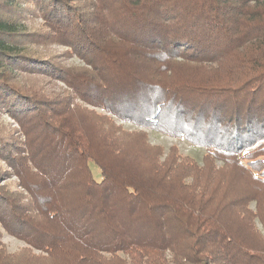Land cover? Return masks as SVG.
Here are the masks:
<instances>
[{"label": "trees", "instance_id": "16d2710c", "mask_svg": "<svg viewBox=\"0 0 264 264\" xmlns=\"http://www.w3.org/2000/svg\"><path fill=\"white\" fill-rule=\"evenodd\" d=\"M82 1L0 0V114L20 129L18 135L0 130V159L9 168L0 181L12 174L22 190L0 185V225L42 253L11 254L0 244V264H106L118 252L131 264H264V240L244 244L216 226L214 216L203 219L200 205L149 199L135 184L110 176L80 145L71 119L81 112L78 98L122 122L205 145L206 166L227 155L246 180L264 188V0ZM26 15L40 17L44 34L24 26ZM38 37L58 41L90 69L61 72L29 48ZM173 63L229 67L235 76L202 87L156 80L178 66ZM19 73L60 79L71 94L45 100L17 82ZM177 165L204 168L187 159ZM152 167L164 182L173 181L161 166ZM195 186H187L195 198L206 196L207 186ZM248 201L258 209L255 197L227 204L241 209ZM236 217L256 232L251 214L237 210Z\"/></svg>", "mask_w": 264, "mask_h": 264}, {"label": "rangeland", "instance_id": "374dc122", "mask_svg": "<svg viewBox=\"0 0 264 264\" xmlns=\"http://www.w3.org/2000/svg\"><path fill=\"white\" fill-rule=\"evenodd\" d=\"M84 1L82 2L88 6L94 2L93 0ZM22 20L28 30L38 31L41 34L43 32L44 34L45 27L38 15H26ZM99 29L100 27L95 29V31L101 36L103 34L100 33ZM112 44L116 45L117 43H111V46H114ZM29 46L31 51H36L41 58L44 57L54 61L61 72H69L68 70L72 68L75 70L90 69V66L83 58L71 53L70 49L54 39L38 37L37 41ZM117 47L124 48L122 45H117ZM97 56H95L96 59ZM88 58L92 59V57ZM173 64L178 66H175L169 75L160 76L159 79L156 76V80L163 79L166 83L176 85L184 82L201 85L202 87L232 79L235 74L233 71L231 72L233 75L230 74L229 67L226 69L224 66L219 69L218 67H206L205 65ZM151 68L149 64L148 66L146 65V69ZM143 72L145 71L143 70ZM149 75L146 74L147 78H149L148 81L151 79ZM150 76L153 78L152 75ZM17 78V82L22 87L30 88L31 91L35 90L40 97H47L45 100L64 96L65 93L71 94L70 88L60 79L49 77L46 74L19 73ZM73 100L75 104L79 105V110L81 111L71 118L76 127V132L80 134V145L82 147L86 145V148L88 147L89 149V155L94 156L107 166L110 176L120 182L135 184L149 199L163 197L174 205L178 206L180 204V207H184L186 204L189 208H192L193 205H200L203 219L210 215L214 216L216 226L218 223L223 228L230 230L234 234L233 237L236 240H242L244 244L252 245V240H255L256 243L264 240V226L262 225V222L264 224V188L246 180L242 173L236 169L232 159L227 155L226 159L210 158L208 161L211 165L206 166L204 159L209 155L210 149H207L205 145L193 144L183 137L170 136L162 132L136 127L130 122H122L119 118L101 108L86 105L78 98ZM0 130L9 132V134L17 130L15 135L20 133L17 123L6 114H0ZM21 139H23L22 136ZM202 142L205 143V141ZM182 159H187L195 164L197 168L203 166L204 168L202 171L199 169V171H188L182 165H177ZM154 164L168 171L170 173L169 176H173V181L164 182L160 178L161 175L154 172L152 167ZM88 167L94 179L100 181V170L91 158H88ZM213 167L219 172L215 173ZM7 170H9L7 164L0 159V175ZM7 176L9 178L0 181V185L4 184L10 191H22L18 186L16 177L9 174L3 176V178ZM190 183H194L196 189L207 186L206 196L202 195L200 198L197 195V198H195L193 189L187 187ZM246 197L260 199L258 209L254 201H248L247 206H242L241 209H232L231 204H227L230 201L236 202L239 200L241 202ZM237 210L246 211L249 217L250 214L253 216V228L257 233L251 231L247 224V226L244 225V221L236 217ZM256 215L260 217V220ZM244 218L246 219V217ZM173 239L180 240L174 237ZM0 244L7 253L11 254H17L22 250H27L34 255L42 254L40 251L32 249L21 239L9 234L1 225ZM100 255L106 259L113 257V254L107 252H101ZM115 257L117 258L107 261L106 264H131L129 263V258L121 252L116 253ZM167 257H169L168 253ZM121 259L125 262H121ZM26 262L25 264H41L36 261ZM44 264L50 263L47 261Z\"/></svg>", "mask_w": 264, "mask_h": 264}]
</instances>
